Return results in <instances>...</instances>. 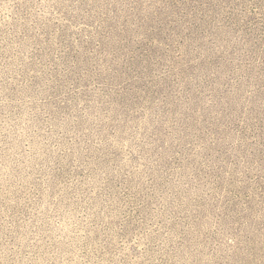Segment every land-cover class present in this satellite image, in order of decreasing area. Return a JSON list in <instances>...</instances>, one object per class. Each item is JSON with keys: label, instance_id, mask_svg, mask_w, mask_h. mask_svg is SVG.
<instances>
[{"label": "rangeland", "instance_id": "obj_1", "mask_svg": "<svg viewBox=\"0 0 264 264\" xmlns=\"http://www.w3.org/2000/svg\"><path fill=\"white\" fill-rule=\"evenodd\" d=\"M0 264H264V0H0Z\"/></svg>", "mask_w": 264, "mask_h": 264}]
</instances>
